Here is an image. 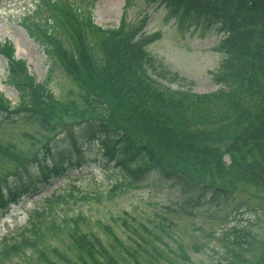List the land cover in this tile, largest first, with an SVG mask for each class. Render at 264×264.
Masks as SVG:
<instances>
[{"label": "rangeland", "instance_id": "374dc122", "mask_svg": "<svg viewBox=\"0 0 264 264\" xmlns=\"http://www.w3.org/2000/svg\"><path fill=\"white\" fill-rule=\"evenodd\" d=\"M43 1L0 0V43L4 40L12 41L14 56L26 60L29 72L37 80H47L45 87L53 93L48 101L58 110H67L70 98L79 99L81 85L61 64L51 67L52 62L44 45L25 26L26 23L39 26L45 23L48 12L45 6H40ZM66 2L103 26L123 25L129 31L142 27L138 32L141 35L139 44L156 64L155 72L165 73L169 77L168 83H171L172 88H192L195 92L209 94L226 89L225 84L218 79V73L224 69L227 47L229 49L231 42L228 27L223 25V20L246 17L239 2ZM7 65V59L0 53V90L14 107L19 95L16 87L8 80ZM140 98L137 94L128 95L112 108L111 114L120 116L139 106ZM152 103L156 104V111L161 112L163 109L161 114L165 118L177 114L182 120L187 119L185 111L177 104H171L166 109L153 98L149 109H152ZM79 112L80 115L76 117L63 116L66 122L61 120L56 123L53 130L41 125L35 118H29L24 109L11 115L5 111L0 114V147L6 148L4 151L0 149V189L4 194L9 193L8 187L13 183V171L19 169L22 162L31 158L33 153H44L45 146L52 151L68 150L76 159L95 160L79 168L66 163L70 171L54 177L40 191L25 195L17 203L0 205V241L5 236L12 237L17 230L31 224L32 219L39 216L33 211H39L45 197L53 192L67 195L68 184L76 180V186L83 194L73 197L67 207L59 211L58 217L69 219L82 212L83 223L79 227L89 237L100 236L109 247L117 243L115 237L120 236L121 242L130 251L116 244L119 250L114 255L118 264H264V159L261 156L249 154L241 158L242 165H235L231 161L232 157L226 154L222 160L224 167L218 173L211 167L200 165L203 171L199 173L198 169L199 175L196 176L224 187L221 190L225 191L219 195L208 189L200 190L193 186L185 188L179 181L168 180L153 168L143 173L142 179L128 183L126 188L125 185L116 187V183L128 179L120 168L114 167L115 160L106 165L107 160L100 156L103 152L100 142L82 135L85 124L80 117L83 115L85 119L86 115L93 113L85 114L83 110ZM206 112L201 108L191 112V127L200 130V133L207 132L206 136L210 138L232 141L239 129L234 132L224 115L215 118L213 113L202 117ZM131 132L140 145H161L160 139L157 140L150 132L140 131L133 124ZM220 149L222 152L225 150L224 147ZM166 157L164 152L161 159ZM192 162L187 160L186 167ZM258 165L262 168L256 167ZM89 193H98L102 197L95 199ZM43 219L41 224L49 220ZM59 233L49 244L61 247L73 260L80 258L77 249L69 246L66 232ZM18 238L19 235H15L11 241ZM133 251L137 256L136 261L131 255ZM0 264L31 262L26 255L14 253L1 260Z\"/></svg>", "mask_w": 264, "mask_h": 264}, {"label": "trees", "instance_id": "16d2710c", "mask_svg": "<svg viewBox=\"0 0 264 264\" xmlns=\"http://www.w3.org/2000/svg\"><path fill=\"white\" fill-rule=\"evenodd\" d=\"M234 1L240 3L246 17L223 20L231 42L229 49L227 47L224 69L218 73V79L225 84L226 89L195 96L175 93L152 82L146 64L154 71L157 68L139 44L141 35L138 32L142 27H136L134 31L123 27L103 31L94 26L90 15L79 11L66 0H44L40 6H45L48 12L45 25L26 23L25 26L44 45L52 62L51 67L61 64L79 82V99L70 98L67 110L53 107L48 101L53 95L52 91L35 80L25 60L14 57L13 44L4 41L0 43V53L8 61V80L16 87L19 101L12 108L11 101L0 91V114L5 111L11 115L24 109L29 118H35L41 125L53 130L65 115L76 117L80 115L79 110L85 114L93 113L85 116L86 121L83 115L80 117L85 124L82 135L100 142L103 148L101 157L107 160L108 165L115 160L114 167L124 172L128 181L122 180L120 184H115L116 187L125 185L126 188L128 183L142 179L143 173L153 168L164 178L179 181L185 188L193 186L195 189H208L219 195L225 191L221 190L219 183L196 176L199 175L198 169L199 173L203 171L200 165L211 167L216 173L221 172V167H224L221 159L223 153L230 154L235 165H242L241 158L249 154L264 159V0ZM134 94L141 96L139 106L120 116L111 114L112 108L122 99ZM153 98L165 108L177 104L185 111L187 119L182 120L177 114L165 118L161 114L163 109L161 112L156 111V104L153 103L152 109H149ZM200 108L207 111L202 117L213 113L215 118L224 115L234 132L239 129L233 140L210 138L206 136L207 132L200 133V130L191 127L190 113ZM132 124L140 131L150 132L157 140L160 139L161 145L155 143L154 148L150 144H138L131 132ZM221 147H224V152ZM4 148L0 147L3 151ZM164 152L168 157L161 159ZM187 160L193 161L189 167H186ZM91 161L95 160L76 159L68 150L52 151L45 146L44 153H33L31 158L22 162L19 169L13 171L14 180L8 187L9 193L4 194L0 189V205H10L24 195L40 190L43 185H49L51 179L70 171L66 163L78 168ZM256 167L262 168L260 165ZM4 179L6 181L7 178ZM75 181L68 184L67 195L53 192L45 197L39 211H33L39 216L16 232L18 239L11 241V238H15L13 235L0 241V261L20 253L26 255L31 264L119 263L114 255L119 250L117 245L130 251L121 242L120 236L116 234L118 242L109 247L100 236L89 237L79 227L83 223L82 212L69 219L58 217L59 211H63L73 197L83 194ZM89 194L95 199L102 197L98 193ZM43 218L49 220L41 224ZM106 226L109 228V225ZM59 231L66 232L69 246L77 249L80 258L73 260L64 249L49 244L60 234ZM131 255L136 261V253L133 251Z\"/></svg>", "mask_w": 264, "mask_h": 264}]
</instances>
